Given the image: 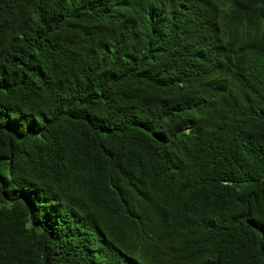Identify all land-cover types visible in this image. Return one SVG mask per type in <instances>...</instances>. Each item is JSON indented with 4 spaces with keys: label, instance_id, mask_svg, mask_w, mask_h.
Masks as SVG:
<instances>
[{
    "label": "trees",
    "instance_id": "1",
    "mask_svg": "<svg viewBox=\"0 0 264 264\" xmlns=\"http://www.w3.org/2000/svg\"><path fill=\"white\" fill-rule=\"evenodd\" d=\"M0 264H264V0H0Z\"/></svg>",
    "mask_w": 264,
    "mask_h": 264
}]
</instances>
